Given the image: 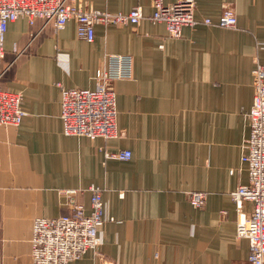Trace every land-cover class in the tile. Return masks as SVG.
Returning <instances> with one entry per match:
<instances>
[{
  "label": "crops",
  "instance_id": "crops-1",
  "mask_svg": "<svg viewBox=\"0 0 264 264\" xmlns=\"http://www.w3.org/2000/svg\"><path fill=\"white\" fill-rule=\"evenodd\" d=\"M76 1L153 11L151 0ZM227 9L236 27L204 22ZM195 17L178 38L149 19L100 22L93 42L73 20L62 30L25 16L9 23L0 93L21 94L26 114L0 124V264H34V219L69 213L75 201L90 211L92 185L104 188L109 217L102 244L68 264H249L231 192L249 181L241 156L253 69L264 64V0H196ZM110 54L133 59L132 78L114 82L118 134L66 135L61 88L94 89ZM124 149L128 160L106 155ZM193 190L207 192L203 207L190 204Z\"/></svg>",
  "mask_w": 264,
  "mask_h": 264
},
{
  "label": "built area",
  "instance_id": "built-area-1",
  "mask_svg": "<svg viewBox=\"0 0 264 264\" xmlns=\"http://www.w3.org/2000/svg\"><path fill=\"white\" fill-rule=\"evenodd\" d=\"M153 11L146 15L140 7L128 12H101L87 10L76 0H0V60L6 56L5 35L10 22L25 16L31 24L37 19L44 26L53 24L56 30L64 29L73 20L80 38L93 42L95 26L100 22L115 25L139 24L144 19L166 24L168 35L181 37L182 29L199 22L195 17L196 0H151ZM208 24L234 28L237 16L227 9L218 22L207 18ZM94 89L62 88L61 108L65 131L95 139L118 134L116 92L114 82L133 76V59L130 55L110 54L106 66L96 74ZM253 102L246 117L249 134L243 141L241 161L245 164L249 181L231 192L237 209V236L249 240V264H264V64L257 62L253 69ZM18 95L0 93V124L18 125L25 112ZM128 160L129 149L108 154ZM91 208L75 201L69 213L57 217H37L32 225L30 238L31 257L34 264H68L82 258L88 251L97 252L102 244L101 226L109 219L106 214L104 189L90 186ZM74 190L63 193H73ZM189 202L201 208L207 201V192H188ZM250 202L251 210L244 205Z\"/></svg>",
  "mask_w": 264,
  "mask_h": 264
},
{
  "label": "rangeland",
  "instance_id": "rangeland-1",
  "mask_svg": "<svg viewBox=\"0 0 264 264\" xmlns=\"http://www.w3.org/2000/svg\"><path fill=\"white\" fill-rule=\"evenodd\" d=\"M232 10V9H231ZM207 19V18H206ZM205 20V19H204ZM213 22V21H212ZM214 23V22H213ZM206 24H208V23H206ZM212 25H216V24H212ZM218 26V25H217ZM220 27H222V26H220ZM20 96H19V98H21V104H22V100H23V97H22V95L21 94H19ZM21 107H22V105H21ZM22 110H23V108H22ZM24 112H25V110H23ZM25 114H26V112H25ZM25 114L22 116V118H21V121H22V119H23V117L25 116ZM61 117H62V108H61ZM62 120H63V125H64V119H63V117H62ZM20 121V122H21ZM64 128V133L66 134V135H77V136H82V135H78V134H74V133H67L66 131H65V126L63 127ZM114 136V135H113ZM87 137V136H86ZM89 138V137H88ZM110 138V137H109ZM91 139V138H90ZM96 139V138H95ZM92 140H94V139H92ZM125 150V149H124ZM119 152V151H118ZM108 154H112V153H108ZM106 155H107V153H106ZM108 156V155H107ZM108 157H112V156H108ZM104 189V188H103ZM91 192V191H90ZM74 193V192H73ZM105 201V200H104ZM100 247V246H99ZM94 253H96V254H98V251L97 252H94Z\"/></svg>",
  "mask_w": 264,
  "mask_h": 264
}]
</instances>
